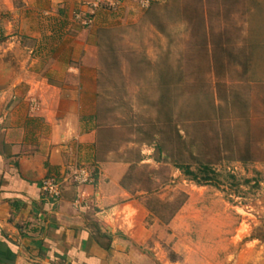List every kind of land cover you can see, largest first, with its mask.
I'll return each mask as SVG.
<instances>
[{"label":"rangeland","instance_id":"1","mask_svg":"<svg viewBox=\"0 0 264 264\" xmlns=\"http://www.w3.org/2000/svg\"><path fill=\"white\" fill-rule=\"evenodd\" d=\"M21 7L0 0V27ZM88 12L116 19L93 39L101 157L130 164L123 184L143 193L152 219L168 223L187 205V220L264 251V0H117Z\"/></svg>","mask_w":264,"mask_h":264},{"label":"crops","instance_id":"2","mask_svg":"<svg viewBox=\"0 0 264 264\" xmlns=\"http://www.w3.org/2000/svg\"><path fill=\"white\" fill-rule=\"evenodd\" d=\"M83 1L22 0L0 27V51L16 54L12 65L0 55V264H264L226 226L187 220V205L152 219L123 184L130 164L101 157L93 39L116 19L80 24ZM81 167L93 185L74 182ZM48 178L62 182L55 202Z\"/></svg>","mask_w":264,"mask_h":264},{"label":"built area","instance_id":"3","mask_svg":"<svg viewBox=\"0 0 264 264\" xmlns=\"http://www.w3.org/2000/svg\"><path fill=\"white\" fill-rule=\"evenodd\" d=\"M116 1L117 0H85V5L91 10H97L99 8L114 7ZM148 4H150V0H148ZM79 19H81V17H79ZM82 21L85 26L91 25L92 23V20L86 19ZM72 177L74 182L81 186L93 185L96 182L95 173L87 167L77 168ZM42 189L44 194L54 202L59 200L62 196V182L58 181L56 178L45 179Z\"/></svg>","mask_w":264,"mask_h":264},{"label":"trees","instance_id":"4","mask_svg":"<svg viewBox=\"0 0 264 264\" xmlns=\"http://www.w3.org/2000/svg\"><path fill=\"white\" fill-rule=\"evenodd\" d=\"M95 17V14H90L87 16V20H93ZM167 124H170V125H173V116L170 115L169 113L167 114ZM177 138L183 142V139L181 137V135L179 133H177ZM184 144V143H183ZM157 148L160 152V155L163 156L164 155V146L160 143L157 144ZM247 161V159L245 160ZM176 166L178 167V169L187 177H189L191 180L193 181H197L199 179V175L198 173H196L193 169H192V166L191 165H188V164H185V163H181V162H176ZM212 172V169L207 166V165H204V166H200V173L202 175V179H200L199 181L201 182H198V184H208L212 181V178L210 177V173Z\"/></svg>","mask_w":264,"mask_h":264}]
</instances>
